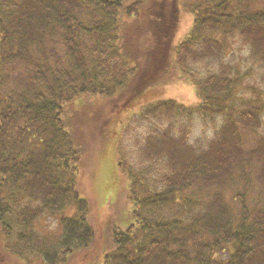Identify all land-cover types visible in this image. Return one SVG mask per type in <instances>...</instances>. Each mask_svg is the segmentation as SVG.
<instances>
[{
	"label": "trees",
	"instance_id": "16d2710c",
	"mask_svg": "<svg viewBox=\"0 0 264 264\" xmlns=\"http://www.w3.org/2000/svg\"><path fill=\"white\" fill-rule=\"evenodd\" d=\"M252 1L185 0L193 23L174 48L178 0H0V234L11 240L7 252L75 264V254L96 242L82 189L100 208L130 186L131 206L90 264H264V137L245 141L264 108L239 92L244 74L222 63L236 38L248 47L251 66L264 67V4ZM139 19L147 43L142 61L129 66L123 23ZM171 59L200 102L162 104L170 118L186 122L176 135L146 138L143 158L160 163L157 186L137 196L141 185L132 173L125 179L109 140L80 184L82 151L67 118L70 104L83 95H116L117 115ZM197 63L214 68L199 74ZM245 89L255 95L254 87ZM193 117L213 132L199 149L188 142ZM70 208L76 213L63 216ZM45 215L60 217L54 244L34 227Z\"/></svg>",
	"mask_w": 264,
	"mask_h": 264
},
{
	"label": "rangeland",
	"instance_id": "374dc122",
	"mask_svg": "<svg viewBox=\"0 0 264 264\" xmlns=\"http://www.w3.org/2000/svg\"><path fill=\"white\" fill-rule=\"evenodd\" d=\"M250 2V1H249ZM264 4V0H253L252 4H255L258 8ZM178 22L174 35L172 36V45L176 48L181 42L187 37L193 23V15L187 8L185 0H178ZM139 20H125L122 33H124V42L128 44L125 47L124 52L128 59V65L134 66L132 62L142 61L140 56L141 51L146 45V33L141 28L139 33ZM131 25V26H130ZM134 28V29H133ZM138 30L137 32L135 31ZM132 43L133 45L129 44ZM231 47L230 55H224L223 64L229 65L233 70H239L244 74L242 78V87L239 92L245 90L244 98L250 99L258 104H261L264 108V67L251 66L250 62L246 59L249 51L246 44L239 39L229 40ZM129 48L136 49L139 52L137 57L134 58L128 50ZM230 50V49H229ZM175 54H173V59ZM163 71L156 80L152 81L150 85L140 91V95L134 96L135 100L125 106L117 115L114 113V107L122 101L116 95H97L94 97L81 96L77 100L70 104L67 111V118L70 121V127L73 130V136L79 143L81 149L80 157V170L82 172L80 184H82L83 178L87 175L84 174V169L92 161L91 168L98 165L97 158L99 151L103 148L104 144L109 140L115 142L116 151L118 158L121 162L120 167L122 168L123 174L126 176L128 173H132L134 180L141 187L137 186L134 190L137 196L142 195V191L146 190L151 192L152 188L157 186L155 184V177L160 173V163L147 161L143 158L142 150L146 142V138L154 134H160L164 132L177 134V129L186 122V117H180L174 115L170 118L163 112L161 108L162 104L168 101H173L178 105H182L185 108L196 107L200 99L191 85H189L185 79H180V73L176 67V64L172 61ZM132 60V61H131ZM199 62V61H198ZM208 60L202 62L203 65ZM198 65V66H197ZM214 66L208 64L207 67H201L200 64L195 65V71L199 74H204L206 71H212ZM246 87H254L255 95L251 94ZM159 106L158 110L154 113L151 112L155 107ZM114 113V114H113ZM116 117V125L112 127V121ZM109 122L105 125V122ZM191 134L188 136V142L196 149L203 147L212 138V129L210 127H204L199 124L197 117L192 118ZM260 127L256 133H247L245 135V141L250 144L258 137H264V111L260 117ZM176 131V132H175ZM97 162V163H96ZM156 183H158L156 181ZM131 184V183H130ZM130 186L127 187V191L122 196L116 195V199H108V202L114 200L116 203H108L103 207L97 208L94 204L90 203L88 194L83 188L81 197L86 198L90 204V211L88 219L90 225L95 230L96 242L83 253L75 255H84L82 258L86 260L80 261V256H76L74 261L75 264H90L91 260L98 256L100 253H104L106 247L110 243L106 241L111 232V228L115 225L116 221H119L122 213H124V206H131L130 202L132 192L129 190ZM115 191L107 193L106 197H113ZM264 195V192H263ZM117 200V201H116ZM96 210H99L98 212ZM74 208L67 209L62 214L63 216H70L75 214ZM59 216L45 215L40 217L35 223V230L45 239L47 242L54 244L57 241V236L60 233L58 226ZM114 228V227H113ZM2 234H0V259L6 264H43L41 257L38 255L19 257L12 251H6L7 242ZM74 257V256H73ZM77 260H79L77 262ZM71 261V259H70ZM82 262V263H81ZM2 264V262H0ZM73 264V261L71 262Z\"/></svg>",
	"mask_w": 264,
	"mask_h": 264
}]
</instances>
